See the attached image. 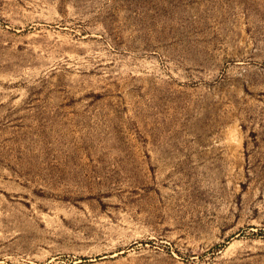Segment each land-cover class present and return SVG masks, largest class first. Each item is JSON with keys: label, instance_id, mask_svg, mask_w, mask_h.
<instances>
[{"label": "rangeland", "instance_id": "obj_1", "mask_svg": "<svg viewBox=\"0 0 264 264\" xmlns=\"http://www.w3.org/2000/svg\"><path fill=\"white\" fill-rule=\"evenodd\" d=\"M0 264H264V0H0Z\"/></svg>", "mask_w": 264, "mask_h": 264}]
</instances>
